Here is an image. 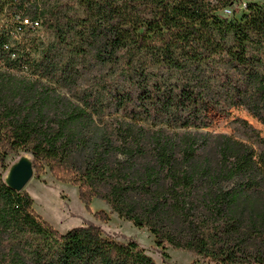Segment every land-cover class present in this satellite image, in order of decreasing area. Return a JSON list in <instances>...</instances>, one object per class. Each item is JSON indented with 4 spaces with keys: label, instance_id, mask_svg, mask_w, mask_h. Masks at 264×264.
I'll list each match as a JSON object with an SVG mask.
<instances>
[{
    "label": "trees",
    "instance_id": "obj_1",
    "mask_svg": "<svg viewBox=\"0 0 264 264\" xmlns=\"http://www.w3.org/2000/svg\"><path fill=\"white\" fill-rule=\"evenodd\" d=\"M240 1L0 0V264H157L99 226L56 230L28 192L6 184L2 171L20 153L36 176L48 169L78 187L87 210L100 198L147 228L159 249L264 264L261 131L233 121L256 151L229 135L100 127L90 115L206 128L213 113L243 106L264 126V5L226 17Z\"/></svg>",
    "mask_w": 264,
    "mask_h": 264
},
{
    "label": "rangeland",
    "instance_id": "obj_2",
    "mask_svg": "<svg viewBox=\"0 0 264 264\" xmlns=\"http://www.w3.org/2000/svg\"><path fill=\"white\" fill-rule=\"evenodd\" d=\"M249 4L262 6L264 5V0H241L239 4L230 9L231 14H224L229 19L241 20L247 14V5ZM42 83L55 87L60 94L66 95L77 105L80 103L79 99L72 97L65 90H60L53 82L42 80ZM90 115L95 124L100 127L110 124V122H127L136 127H142L149 132L161 131L171 135H185L188 133L203 135L210 133L213 136L229 135L259 151L260 147L240 132L237 129L236 123L234 124L233 121L236 118H241L261 131L264 137V126L251 116L243 106L235 108L227 116H218L213 113L211 115L212 124L206 128L190 127L187 129L177 125L170 126L166 122L153 123L142 118H132L127 114L115 110L104 113L90 110ZM24 158L30 163L33 162V157L26 153H20V155L11 156L8 159L7 167L2 171L5 179L8 178L12 168ZM25 191L35 200V210L38 214L62 234H66V232L74 228L95 225L103 229L106 238L115 239L121 243L135 240L157 264H204L195 263L197 258L193 253L179 249L175 250L171 246H167L166 249H159L155 237L147 228H136L131 222L122 219L100 198L94 199L90 206V211L87 210L86 206L79 199V188L72 184L58 182L48 169L40 176H36L35 172L33 178L28 182ZM100 212L106 213L109 216V220H101L97 216V213ZM163 251L167 255L166 259L163 257Z\"/></svg>",
    "mask_w": 264,
    "mask_h": 264
},
{
    "label": "water",
    "instance_id": "obj_3",
    "mask_svg": "<svg viewBox=\"0 0 264 264\" xmlns=\"http://www.w3.org/2000/svg\"><path fill=\"white\" fill-rule=\"evenodd\" d=\"M34 173L35 170L33 169L32 163L24 158L12 168L6 179V184L17 192L23 191L28 185V182L33 178Z\"/></svg>",
    "mask_w": 264,
    "mask_h": 264
},
{
    "label": "built area",
    "instance_id": "obj_4",
    "mask_svg": "<svg viewBox=\"0 0 264 264\" xmlns=\"http://www.w3.org/2000/svg\"><path fill=\"white\" fill-rule=\"evenodd\" d=\"M225 13H227V14H231V11H230V10H225ZM22 26H23V27L33 26V27H35V28H38V27L40 26V24H39L38 22L32 23L30 20L25 19V20L22 22Z\"/></svg>",
    "mask_w": 264,
    "mask_h": 264
}]
</instances>
